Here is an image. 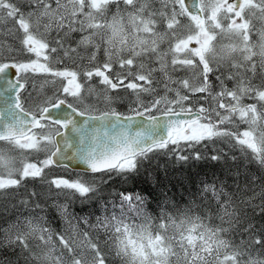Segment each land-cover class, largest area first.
I'll list each match as a JSON object with an SVG mask.
<instances>
[{
	"label": "snow or ice",
	"instance_id": "6c2138e0",
	"mask_svg": "<svg viewBox=\"0 0 264 264\" xmlns=\"http://www.w3.org/2000/svg\"><path fill=\"white\" fill-rule=\"evenodd\" d=\"M0 264H264V0H0Z\"/></svg>",
	"mask_w": 264,
	"mask_h": 264
},
{
	"label": "trees",
	"instance_id": "16d2710c",
	"mask_svg": "<svg viewBox=\"0 0 264 264\" xmlns=\"http://www.w3.org/2000/svg\"><path fill=\"white\" fill-rule=\"evenodd\" d=\"M192 170L193 171L200 170L202 172H208L209 174H211L213 171H215V169L211 167L210 162H208V163L197 162L196 166L193 167Z\"/></svg>",
	"mask_w": 264,
	"mask_h": 264
},
{
	"label": "water",
	"instance_id": "95a60500",
	"mask_svg": "<svg viewBox=\"0 0 264 264\" xmlns=\"http://www.w3.org/2000/svg\"><path fill=\"white\" fill-rule=\"evenodd\" d=\"M67 135H68L69 140H70V142H71V137L74 136V135H76V134L71 133V131L69 130L68 133H67ZM74 164H75V161H73V165H74Z\"/></svg>",
	"mask_w": 264,
	"mask_h": 264
}]
</instances>
